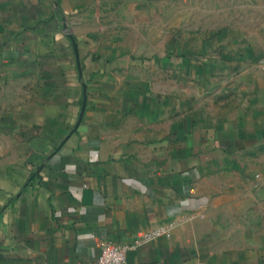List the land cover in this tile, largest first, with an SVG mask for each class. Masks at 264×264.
I'll return each mask as SVG.
<instances>
[{"label": "crops", "instance_id": "obj_1", "mask_svg": "<svg viewBox=\"0 0 264 264\" xmlns=\"http://www.w3.org/2000/svg\"><path fill=\"white\" fill-rule=\"evenodd\" d=\"M191 1L0 0V264H264V11Z\"/></svg>", "mask_w": 264, "mask_h": 264}, {"label": "rangeland", "instance_id": "obj_2", "mask_svg": "<svg viewBox=\"0 0 264 264\" xmlns=\"http://www.w3.org/2000/svg\"><path fill=\"white\" fill-rule=\"evenodd\" d=\"M253 0H234L233 3L238 4L230 6L229 0H201L198 3L191 1L182 8H174V15L187 14L188 23H182L185 25L189 33L191 34L197 31H203L206 35L213 32H228L229 27L236 25H244V17L252 18L258 17L253 20V28H260L263 24L260 20V14L264 11V6H252ZM260 2V0H257ZM178 10V11H177ZM181 10V11H180ZM238 16L240 22L230 23V16ZM256 15V16H255ZM180 30V29H178ZM194 42L196 39H189Z\"/></svg>", "mask_w": 264, "mask_h": 264}, {"label": "built area", "instance_id": "obj_3", "mask_svg": "<svg viewBox=\"0 0 264 264\" xmlns=\"http://www.w3.org/2000/svg\"><path fill=\"white\" fill-rule=\"evenodd\" d=\"M160 236L169 237V234L166 231L155 230L126 243L107 241L102 244L100 254L93 264H124L127 251L137 249Z\"/></svg>", "mask_w": 264, "mask_h": 264}]
</instances>
